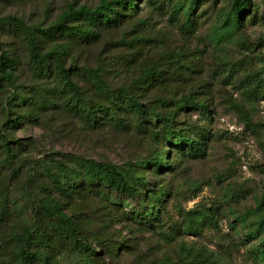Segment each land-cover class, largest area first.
<instances>
[{
    "label": "rangeland",
    "instance_id": "obj_1",
    "mask_svg": "<svg viewBox=\"0 0 264 264\" xmlns=\"http://www.w3.org/2000/svg\"><path fill=\"white\" fill-rule=\"evenodd\" d=\"M99 2L0 0V20L17 17L29 26H48L68 4L95 7ZM179 2L184 0H138L137 16L100 30L94 43L72 46L65 60L89 98L104 100L91 69L111 88L142 94L143 102L159 106L163 114L170 111L163 101L191 97L176 111L175 129L200 140L201 155L173 147L162 123L151 118L145 126L127 109L119 111L124 125L110 116L92 124L66 106L67 95L58 83L37 75L21 33L0 24V50L15 60L14 83L0 80V126L6 125L7 115L28 114L21 124L5 129L10 140L21 143L11 144V154L0 136V264H15L10 234L32 224L45 232L46 247L34 241L33 248L50 250L49 264H82L37 207L46 194L80 223L99 253L95 264H264L257 251L264 242V230L257 226L264 215V0H252V9L230 33L219 28L230 0H198L190 26L183 24L182 14L171 15ZM40 46L46 51L53 44L41 41ZM150 64L163 70V81L146 89L137 81ZM16 87L52 92L54 108L43 107L44 97L33 95L24 108L9 107L7 113L5 100ZM158 150L172 161L171 168L158 171L146 165L145 158ZM80 158L128 168L145 176L151 188L164 186L168 195L161 204L149 195L116 205L83 186L64 196L53 189L46 169L55 170L58 159L79 166ZM150 209L158 217L148 224L140 212ZM203 212L213 213V223L192 231L189 226ZM247 230L259 232L250 237Z\"/></svg>",
    "mask_w": 264,
    "mask_h": 264
},
{
    "label": "trees",
    "instance_id": "obj_2",
    "mask_svg": "<svg viewBox=\"0 0 264 264\" xmlns=\"http://www.w3.org/2000/svg\"><path fill=\"white\" fill-rule=\"evenodd\" d=\"M158 0H150L155 4ZM198 0H184L173 5L171 9L172 17L180 14L183 16V24L190 26L192 16L197 7ZM253 7L252 0H230L229 8L225 9L219 28L224 32L230 33L233 28L238 29L242 23L243 16ZM139 6L138 0H100L95 7L87 5L75 6L68 4L67 8L60 16L48 26L41 24L26 25L17 17H8L0 20V24H8L10 27L20 32L27 42V52L34 65L38 76L43 79H52L62 91L67 95L66 106L86 117L92 124L100 125L104 117H112L121 125H124V119L119 111L127 109L135 113L143 124H151L149 119L155 118L162 123L164 138L174 147L186 149L189 154H204L203 144L194 136L183 132L181 129H175L174 116L176 111L186 107L192 101L191 97L171 99L163 101L161 105L169 106V112L163 114L159 106H151L142 101V94L135 93L127 88H111L99 74L98 70H90L93 85L97 92L104 98H89L80 88L77 82L72 78L71 68L66 66L65 57L70 54L74 45H83L94 43L99 39L100 30L111 29L120 26L126 20L137 16ZM222 36V34H219ZM138 40H144L139 38ZM41 41H49L53 46L46 51H42ZM1 49V46H0ZM263 60L262 57H260ZM14 65L15 60L9 57L8 53L0 50V80L14 83ZM190 69V68H189ZM264 69V66H263ZM163 70L158 64L145 66L139 76L137 83L143 84L146 89L158 82ZM163 81V78L159 80ZM136 82V81H135ZM18 89V87H16ZM26 90L14 89L4 103V108L9 113V107L17 106L24 108L34 96L43 98V107L54 108V101L51 99L53 93L47 90ZM46 96V97H45ZM46 103V104H45ZM31 115V114H30ZM28 116L27 110L22 114H16L15 117L6 116V125L0 126V136L5 142V147L9 154L12 153L11 144L21 145L19 140L10 138L5 133L7 126H17ZM154 134V133H153ZM155 136V134H154ZM152 157H146L145 163L148 167H154L158 171L171 168L172 161L164 157L163 150H158ZM169 154V152H167ZM56 169L47 168L52 187L64 196L78 192V189L85 186L92 189L93 192L107 197L116 205L126 202L130 205L132 202L141 200L149 196L156 203H163L168 195V190L164 186L151 188L150 182L143 175L136 176L130 169L119 167L117 165L97 161L88 158H80L79 166L70 165L63 160H56ZM112 194H118V198H111ZM120 205V204H119ZM38 208L41 213L50 219V226L60 237L65 239L72 250L80 257L82 264L98 263L100 258L97 248L89 241L84 229L72 214L67 213L63 205L51 194H46L38 200ZM158 211H160L159 207ZM154 208V209H155ZM140 211V209H135ZM148 214L140 212L143 221L152 223L157 217L152 216L153 209L146 211ZM139 215V214H138ZM206 221L213 223V213L203 212L195 225H190L192 231H196L198 225ZM195 223V221H194ZM258 230H264V215L257 221ZM247 230L246 235L254 237L259 231ZM11 241L16 244V262L15 264H49L51 252L46 248L35 249L33 242L40 243L37 247H46L47 237L41 227L29 225L18 227L10 234ZM101 247H105L102 241L98 240ZM124 245V244H121ZM258 254L264 262V242L257 247ZM100 252V251H99Z\"/></svg>",
    "mask_w": 264,
    "mask_h": 264
}]
</instances>
